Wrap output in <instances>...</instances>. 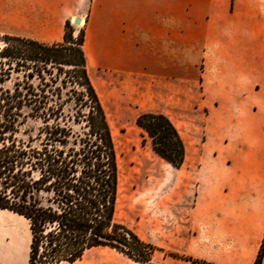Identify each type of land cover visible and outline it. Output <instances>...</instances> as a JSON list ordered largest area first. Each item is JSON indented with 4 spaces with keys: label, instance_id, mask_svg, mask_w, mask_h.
Returning a JSON list of instances; mask_svg holds the SVG:
<instances>
[{
    "label": "crops",
    "instance_id": "obj_1",
    "mask_svg": "<svg viewBox=\"0 0 264 264\" xmlns=\"http://www.w3.org/2000/svg\"><path fill=\"white\" fill-rule=\"evenodd\" d=\"M4 9L8 34L63 39L65 18L44 0ZM83 51L88 70L182 105L185 149L199 145L187 162L193 190L172 193L137 233L157 247L155 264H194L169 253L253 264L264 237V0H92ZM30 240L28 220L0 208V264H28Z\"/></svg>",
    "mask_w": 264,
    "mask_h": 264
},
{
    "label": "trees",
    "instance_id": "obj_2",
    "mask_svg": "<svg viewBox=\"0 0 264 264\" xmlns=\"http://www.w3.org/2000/svg\"><path fill=\"white\" fill-rule=\"evenodd\" d=\"M84 37L83 29L52 43L0 35V208L28 220V264L74 262L99 246L153 264L157 247L115 219L117 153L86 65ZM28 119L38 121L37 131L23 138ZM135 123L157 155L174 167L183 164L185 143L167 115L141 112ZM263 255L264 237L253 264Z\"/></svg>",
    "mask_w": 264,
    "mask_h": 264
},
{
    "label": "rangeland",
    "instance_id": "obj_3",
    "mask_svg": "<svg viewBox=\"0 0 264 264\" xmlns=\"http://www.w3.org/2000/svg\"><path fill=\"white\" fill-rule=\"evenodd\" d=\"M5 1L0 0V35L8 34L4 14ZM44 1L48 7L55 8L65 18L64 32H72L73 37L81 29L86 32L91 18L92 0ZM100 13L101 7L97 15ZM76 18L80 19L78 24L75 23ZM10 21L11 26L20 25L17 17ZM65 68L68 66L65 65ZM88 71L106 112L117 153L119 188L115 219L136 233H148L151 219L164 216L166 203L172 193L193 190V185L188 180L191 167L187 162L191 156L199 154V145L195 142L196 149L187 150L183 164L178 168L174 167L153 151L150 140L144 137L142 129L135 123V118L141 112L159 110L182 130V105L176 102L167 103L160 97L156 102H151L148 97L149 89L146 91L137 87L134 77L113 80L100 67H91ZM37 127L38 121L28 119L21 127L20 136L26 138L28 134H35ZM157 253L156 249L152 253L153 264ZM98 257H108L119 263H139L113 248L99 246L87 250L79 260L62 261L60 264H83Z\"/></svg>",
    "mask_w": 264,
    "mask_h": 264
},
{
    "label": "water",
    "instance_id": "obj_4",
    "mask_svg": "<svg viewBox=\"0 0 264 264\" xmlns=\"http://www.w3.org/2000/svg\"><path fill=\"white\" fill-rule=\"evenodd\" d=\"M79 21H80V19H79V18H76V19H75V23H77V24H78V23H79Z\"/></svg>",
    "mask_w": 264,
    "mask_h": 264
}]
</instances>
